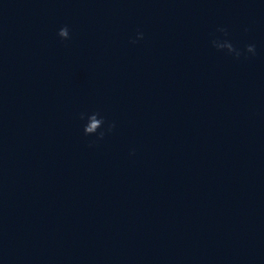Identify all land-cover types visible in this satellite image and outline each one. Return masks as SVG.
Returning a JSON list of instances; mask_svg holds the SVG:
<instances>
[{
	"label": "clouds",
	"instance_id": "clouds-1",
	"mask_svg": "<svg viewBox=\"0 0 264 264\" xmlns=\"http://www.w3.org/2000/svg\"><path fill=\"white\" fill-rule=\"evenodd\" d=\"M217 31L222 33L225 39L214 38L211 41L212 46L217 51H225L226 54L233 56L236 59H239L242 55L256 54V46L254 44H247L242 51L241 49L234 46V44L227 39L228 30L225 27H218ZM57 35L62 40L70 39V30L68 26L61 27L57 33ZM143 39V33H137V40ZM136 40H133L132 43H135ZM79 119L82 121H86L83 125V133L85 136L95 135L97 140H103L107 133H110L115 128V123H107L104 116L101 115L99 111H93L91 113L81 112L79 114ZM91 146V145H90Z\"/></svg>",
	"mask_w": 264,
	"mask_h": 264
}]
</instances>
